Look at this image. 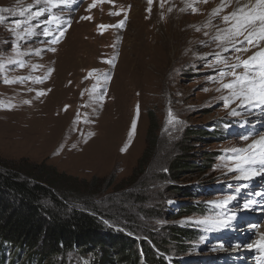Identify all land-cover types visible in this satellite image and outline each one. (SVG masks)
Masks as SVG:
<instances>
[{
  "label": "rangeland",
  "instance_id": "rangeland-1",
  "mask_svg": "<svg viewBox=\"0 0 264 264\" xmlns=\"http://www.w3.org/2000/svg\"><path fill=\"white\" fill-rule=\"evenodd\" d=\"M228 1L214 0L213 4L221 6ZM93 3L94 0H69L67 4L60 0H0V9H9L0 11L4 17L0 22V162L24 168L45 165L68 177L66 182L73 190H100L102 209L113 199L121 210L138 218L139 227H132L137 240H146L144 232L159 234L168 226L201 227L205 237L177 257L178 264H219L224 257L221 251L230 241H219L217 228L224 232L222 229L230 223L229 227H237L230 216L238 214L236 210H248L239 197L242 189H247L246 199L252 211L260 214V225L245 235L250 236L249 241L237 244L254 251V245L264 239V195L262 199L254 196L264 188V165L249 166L263 171L258 185L241 178L240 172L231 170L236 156L231 149L247 148L264 135V125L256 124L259 118L264 123L263 106L249 109L235 101L225 107L222 97L230 98V90L223 89L222 83H230L234 77L226 76L222 83L211 79L221 80V70L232 71L223 63L217 64L216 54L226 58L228 64H238L264 49V40H260L259 47L249 46L248 51H225L227 41L215 39L223 34L220 30L234 25L235 21L225 23L223 17L243 7V0L239 7L230 3L215 16L209 30L206 28L207 34L206 29L200 32L203 39L190 56L182 49L161 47L160 40H165L167 34L161 20L151 18L155 0L151 4L148 0H95L96 6L90 9ZM195 6L192 4L189 10ZM36 11L43 15L33 17ZM53 16L59 19V28ZM17 21L21 22L19 28H15ZM121 22L123 27L119 26ZM254 27L259 31V21ZM45 30L52 35L44 36ZM61 30L63 37H59ZM58 37L59 42L53 44L51 41ZM237 39L244 41V36ZM236 47L243 48L245 44L238 42ZM236 72L243 74L244 68ZM5 78L14 82L5 83ZM40 92L45 94L38 95ZM150 115L157 119L154 128L158 129L153 133ZM193 129L219 136L205 141L192 134ZM207 153L214 161L205 175L188 174L179 180V185L170 179V161L178 157L184 161L191 156L189 163L200 166ZM145 155V166L137 173ZM190 186L194 190L204 186L210 189L211 195L202 192L196 196L198 205L209 208L203 215L193 213L178 218V207H192L195 200L181 198L175 192L177 187L193 192ZM123 195H137L141 201L125 200ZM152 210L157 213H148ZM107 226L133 233L125 219L121 224L109 221ZM237 244L232 242L227 247L238 249ZM230 249L229 256L234 254ZM249 253L250 250L242 254L248 260L244 264H259V255L250 253L248 257Z\"/></svg>",
  "mask_w": 264,
  "mask_h": 264
},
{
  "label": "trees",
  "instance_id": "trees-1",
  "mask_svg": "<svg viewBox=\"0 0 264 264\" xmlns=\"http://www.w3.org/2000/svg\"><path fill=\"white\" fill-rule=\"evenodd\" d=\"M150 116L153 133L158 129L154 128L157 119ZM191 131L205 141L219 136L204 129ZM145 156L139 162L137 173L145 166L148 158ZM189 158L192 157L183 161L178 157L169 163L168 175L178 185L188 174L205 175L214 161L208 153L200 166L189 163ZM66 178L45 165L24 168L3 166L0 162V264H178L177 257L202 238L190 226L173 225L159 234L151 230L144 232L146 240H137L132 227L140 224L135 215L121 210L113 199L102 209L100 190H73ZM191 189L193 192L177 187L175 195L195 200L192 207L184 208L185 204L181 207L178 218L193 213L203 215L208 209L198 205L196 196L201 194ZM126 199L141 201L137 195ZM78 204L83 207L78 208ZM151 212L157 213L148 211ZM122 219L129 222L132 234L107 226L109 221L121 224Z\"/></svg>",
  "mask_w": 264,
  "mask_h": 264
},
{
  "label": "snow or ice",
  "instance_id": "snow-or-ice-1",
  "mask_svg": "<svg viewBox=\"0 0 264 264\" xmlns=\"http://www.w3.org/2000/svg\"><path fill=\"white\" fill-rule=\"evenodd\" d=\"M46 2H51V0H46ZM69 0H60L61 4H67ZM100 3L111 2V0H99ZM149 4L153 2V0H148ZM164 0H161V6H163ZM204 3H207V0H203ZM36 3H40V0H36ZM58 6V5H57ZM96 3L94 0L93 5L91 7H95ZM225 7L224 4L220 6V8L216 9L213 12V15H218L219 12ZM245 8H248V5H244L243 7H239L237 11L232 12L230 15H226L223 17L225 23H229L230 21H235L232 27L224 30L222 29V35L215 37L216 40H220L222 43L227 41L224 44L225 51H248L249 46L259 47L258 41L264 40V0H256V4L253 8H249L248 12H245ZM89 9V10H90ZM183 10V9H182ZM195 11V9H193ZM2 12H8V8L0 9ZM112 15H119V13H111ZM20 15L23 16L24 12H20ZM43 15L42 11H36L32 13L33 17H39ZM85 19H90V17H85ZM4 20L3 16H0V22ZM52 20L57 23V27H60V21L56 16L52 17ZM259 21V31L254 27L256 22ZM21 22L17 21L15 23V28L20 27ZM123 27V22L119 25ZM250 26H252L250 28ZM102 28L105 26H101ZM14 31V29H11ZM199 30V29H197ZM247 33V35H245ZM29 34L31 31L29 30ZM44 36L52 35V33L48 30H45L42 33ZM64 32L59 31V37H63ZM244 36V41H238L237 38ZM59 37L54 38L51 42L53 44L59 42ZM244 43L245 47L237 48V43ZM232 45L230 49L228 45ZM55 51V49H52ZM39 53L37 52V55ZM216 62L217 64L223 63L226 67L232 69L231 72H226L221 70L219 72V77L221 80H217L216 77H212L213 82H221L222 78L231 75L234 77L233 81L230 83H222L223 89L230 90V98L229 96H224L222 99L225 102V107H229L231 103L235 101H239L240 107H247L249 109L257 108L264 106V49H261L254 53L248 60H244L238 64H228L227 59L221 57L219 54H216ZM9 63H16V61L10 60ZM21 66H23L21 64ZM212 67L211 64L208 65ZM243 67V74H238L236 72L237 68ZM5 83H13L14 81H10L7 78L4 80ZM37 82H42L37 80ZM208 89H205L207 91ZM219 90V89H218ZM45 93L40 92L38 95H44ZM233 115H236L235 110H233ZM169 117H172L171 111L169 112ZM171 122V120H170ZM135 132V126H133V133ZM243 139H249V136H244ZM232 152L236 153V156L233 158V163L235 167L232 168V171H238L241 173V178H249L252 175L257 174L256 170L249 167L250 165L260 163L264 165V135H260L258 139L253 140L251 144L248 145L247 148H233ZM202 223H205L202 221ZM207 223H213L212 221H207ZM254 247H259L264 250V239H262L258 245H254Z\"/></svg>",
  "mask_w": 264,
  "mask_h": 264
},
{
  "label": "bare ground",
  "instance_id": "bare-ground-1",
  "mask_svg": "<svg viewBox=\"0 0 264 264\" xmlns=\"http://www.w3.org/2000/svg\"><path fill=\"white\" fill-rule=\"evenodd\" d=\"M224 1H226V0H224ZM239 1L240 0H229L227 3H223V4L226 7H228V6H230V3H232V4L234 3V4H237L236 7H239V5H240ZM213 2H214V0H207V3H204L203 0H164L163 6H161V0H155V3L153 5H151L153 7L151 9V11H152L151 18H155V20L156 19H160L161 23H162V26H164V28L166 29V33L165 32L164 33L167 34V37H166L165 40L158 39V40H160L163 43V45H161V47L164 48V47H167V46H171L175 50L182 49V50H184V51H186L188 53V56H190V54L195 50L196 44L199 43V41L201 39H203L201 36H199L200 32H203L206 28L208 29L212 25V23H214V20H215L214 18H215L216 15H213V12L216 9L220 8V6H215L216 4L214 5ZM194 3H196V6L193 8V9H195V11L194 10H189L190 6L192 4H194ZM243 4L244 5H248V8H245V12L247 13L249 8H253L255 6L256 0H243ZM141 11H143V10H141ZM136 12H138V11H136ZM223 12H225V11H223ZM232 12H234V11H232ZM188 14H191V15H188ZM220 17H221V15H220ZM171 18L173 19V23L172 22L170 23ZM151 21H152V19H151ZM153 25L155 26V23ZM141 26H142V24H141ZM126 27H127V25H126ZM197 29H199V30H197ZM207 29L204 32L205 34H207ZM213 32H215V31H213ZM217 34H219V33H217ZM207 36H209V35H207ZM210 36H211V33H210ZM161 47L159 46V48H161ZM183 55H185V54H183ZM188 56H187V58H188ZM262 109H263L262 113H264V106H263ZM254 117H257V116H254ZM255 120H256V118L254 119V121ZM256 124L257 125H260V124L264 125V123L261 121L260 118L258 119V122H256ZM256 172H260V173L252 175L249 178H247L246 180L254 181V183L256 185H258L257 183L261 180L263 171L262 170H256ZM263 190H264V188L258 189L254 196L256 198H258V199H262V197L264 195V191ZM263 206L264 205L261 206V209H262ZM262 213H264V211H262ZM251 217L255 218L254 215L250 216V218ZM251 228L255 229V231L257 230V227H255V225H252ZM222 230L225 231L224 229H222ZM241 243L242 242H239V244H241ZM239 244H237V248L239 250L238 249H234V251H233L234 254L231 255V256H228V254H227L228 249H226L228 247L225 246L222 249V251H221V254L224 257L222 258V260L219 261V264H226V263L244 264V262L247 261V259L246 260H242V258H244L242 254H245L249 250H250V253H252V251H251L250 247H245L244 245L241 246ZM241 250H243V251H241ZM167 259H169V258H167ZM245 264H249V263L246 262Z\"/></svg>",
  "mask_w": 264,
  "mask_h": 264
}]
</instances>
